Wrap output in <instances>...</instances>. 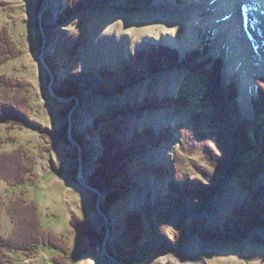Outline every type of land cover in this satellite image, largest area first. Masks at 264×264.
<instances>
[{
	"label": "rangeland",
	"instance_id": "1",
	"mask_svg": "<svg viewBox=\"0 0 264 264\" xmlns=\"http://www.w3.org/2000/svg\"><path fill=\"white\" fill-rule=\"evenodd\" d=\"M216 1L0 0V83L15 88L21 105L14 107L20 118L0 119V159L29 169L21 185L0 179V195L8 186V197L36 202L46 237L62 245H41L29 257L13 253V264H186L182 253L195 264H264V216L239 213L253 206L251 192L264 185V84L261 98L256 91L239 97V70L225 67L214 42ZM230 2L220 25L244 70L250 49L259 61L255 90L256 77H264V2ZM246 10L252 14L242 16ZM196 15L194 43L183 46L178 37ZM163 28L176 29L165 35L172 44L158 37ZM239 30L241 44L234 36ZM158 45L166 54L157 57L158 70H149L148 54ZM214 58L220 81L218 93H207L209 104L198 62ZM128 60L135 73L121 82ZM169 98L178 104L169 105ZM118 121L129 139L166 134L157 146L130 145L122 159L125 176L106 183L99 180L110 161L102 133ZM241 122L248 132L237 138ZM1 221L8 234L13 223L5 210ZM140 222L147 231L141 237Z\"/></svg>",
	"mask_w": 264,
	"mask_h": 264
},
{
	"label": "trees",
	"instance_id": "2",
	"mask_svg": "<svg viewBox=\"0 0 264 264\" xmlns=\"http://www.w3.org/2000/svg\"><path fill=\"white\" fill-rule=\"evenodd\" d=\"M0 49L3 50L1 46H0ZM1 50H0V56L3 57V53H5V51L4 50L1 51ZM168 50L170 51L169 53H171V55L173 56L176 55L174 50H171V49H168ZM203 52H204V49L202 50V53ZM198 53H199L198 50L195 52L190 51L188 53L189 54L188 58L190 56L196 57ZM151 54H152V57H151ZM165 54L166 53L165 51H163L161 46L158 45L156 48H154L148 54L149 57H147V61L149 65L147 69L154 70L157 68L158 70L159 69L158 66H160V61L158 60L157 57L159 55L164 56ZM153 56H154V59H153ZM187 60L185 59V62H188ZM218 60L219 58H214V59H207L205 60L204 63L198 62V63H202L200 68H202L201 73L203 74V77L205 80L203 95L206 98L204 97L205 98L204 100L201 98L205 103L210 104V102L212 101V99L209 98L207 95L208 91H210L211 93L212 91H214L215 93H218V89H217L218 83L217 82L220 81L219 73L217 72L218 71L217 69L219 68ZM129 61L130 60L125 61L124 64L121 66V70H125L126 72L125 77H118L121 82H124V80L129 81L130 74L135 73L133 72V66L128 64ZM208 62L211 63L212 65L209 66L208 68H205L204 64H207ZM256 78H257L256 79L257 98H261L262 86L260 84H264V78L263 77H256ZM232 84L233 83L231 82L229 87H231ZM6 86L4 88L3 80H2L0 83V119L3 120L4 118H20L21 115L19 114V112H14V107L20 105V101H19L20 99L17 97L18 94L16 91H14L15 89L14 87H12L11 85H8L9 88H7ZM181 100H180L181 101L180 104L186 105L188 103V101H186L185 98L181 97ZM153 101H156V100L154 99ZM167 101L168 102L166 103H168L169 105L178 104L173 100V98H169L167 99ZM139 105L140 106H136L135 108H142L141 107L142 104L140 103ZM148 107L149 108L150 107L159 108V106H156L153 104L149 105ZM113 116L115 115L114 114L110 115V117L112 118ZM118 123H121V122L119 121L114 122L113 125L111 124L112 128L108 129V131H105L103 133V138H104L103 140H104L105 147L107 150L105 151V157L107 158L106 160L110 159V161L108 160L106 163L102 164L103 167L105 168L104 171H106L107 173H103V178H100L99 180L106 181V183H109L111 176L114 175L115 177L117 173H121V172L122 174L124 173L123 166L125 165H123L124 162L122 161V159L124 158L125 154L131 152L132 149L130 148V145L133 146L135 142L139 140L138 144L140 145L136 144L138 147L141 146L142 144H143L142 146H145V147L147 145L157 146L161 142V140L164 139V136L166 134V131L164 129L160 130L158 134H155L152 131H148L147 134H144L145 133L144 132L142 133V136L140 135V136H136V138L133 137L132 139H129L124 133L123 131L124 129H122V127L116 128ZM243 127L244 125L241 122V125L239 124L237 127V130L239 132H237L238 134L235 135L237 138L240 137L239 135L240 132L244 134L248 132L247 130H244ZM148 135H150V137H148ZM152 135H153V138H151ZM263 135H264V132H263ZM261 145L264 147L263 143ZM138 149L139 148H137V150ZM4 163L7 164V162H5L3 158H1L0 159V179H3L4 181H6V183L9 186L21 185L22 183L26 181L27 178H25L23 172L25 171L29 172V169H26V168L21 169L20 167H18L19 164L16 165L17 167L13 168V167L7 166ZM243 166L246 168L247 164L243 163ZM123 175L125 176V173ZM126 183L127 182H125V184ZM259 187H257L259 189H254L251 192V194L255 196L253 200H251L252 202L251 205L253 206H250V208H248L246 211H243L240 209L239 210L240 214L244 212L257 219H259L260 216H264V199H262L264 197V185H261ZM192 189H195V187L192 186ZM8 190H9V187L7 186L4 197L0 195V264H13L14 260L11 257L13 253L15 254L17 252L18 253L20 252L23 255L28 256V257L31 255H34V253L38 252L41 245L45 246L47 244L48 246L54 247L58 250L62 249V245L54 242V239H50L49 236L46 237V234L43 231V228L39 222L38 206L36 202L32 200L28 201L20 195L14 196V197H8L7 196ZM3 210L6 211L7 215L10 217V220L13 223V227L10 230V232H8V234H3L2 232V223H1L2 221L1 220H2ZM140 223H138L139 225L136 226V229H137L138 235L141 237L147 231L144 225L142 224V222Z\"/></svg>",
	"mask_w": 264,
	"mask_h": 264
},
{
	"label": "bare ground",
	"instance_id": "3",
	"mask_svg": "<svg viewBox=\"0 0 264 264\" xmlns=\"http://www.w3.org/2000/svg\"><path fill=\"white\" fill-rule=\"evenodd\" d=\"M222 1H225V2H222ZM231 1V0H230ZM229 0H217L216 1V3L215 4H213V6H216L217 5V7L219 6V7H221V9H219V10H214V12H213V14H212V18L210 19V21H212V24H213V31H214V35H213V37H214V42H215V44L219 47V48H222L223 49V51H224V55H223V57H224V61H225V67L227 66V68H231L232 70H239V77H240V79H241V81H242V90H241V93H240V95H239V97H241L243 94H244V91L246 92V95L248 96V98H250L251 96H252V94L253 93H255V90H254V84H252L253 83V77H252V75H253V72H255V71H259L254 65L256 64V63H259V61H255L253 58H252V50L250 49L249 50V53H248V62H247V70L245 69H243L242 68V65H240V59L239 60H237V61H235V56L236 55H238V50L234 47H232L231 45V47L229 46V44L228 43H233V40H232V38H231V36H229V34H227L226 32H225V30H223L224 29V26H222V25H220V17H222L223 15L222 14H220L221 12H224V10H228L229 8H232L231 6L232 5H234V4H232L231 2H230ZM251 1V0H250ZM255 1V0H254ZM257 1V0H256ZM259 1H261V2H264V0H259ZM74 3H75V1H74ZM226 3V4H225ZM223 4H225V6H223ZM212 5V4H211ZM214 9V8H213ZM237 9V8H236ZM258 10V9H257ZM198 12H201L202 10H197ZM242 11V10H241ZM227 12V11H226ZM238 13H239V11H238ZM245 14L247 15V14H252L251 13V11H249L248 10V12H245ZM254 15V14H253ZM156 16V15H155ZM239 16H241L240 14H239ZM207 20V19H206ZM240 20V19H239ZM245 20V19H244ZM159 21V19H157V20H155V22H158ZM197 21H199V18H198V15H196V17L194 18V19H190V21H188V28L186 29V31L185 32H183V33H181V35L178 37L179 38V44L181 43L183 46H186V45H188V46H190V45H192L193 43H194V35H193V30H192V28L190 27V25L193 23V22H197ZM192 22V23H191ZM240 28H242L241 27V25H242V22L240 21ZM225 23H223V25H224ZM223 27V28H219V27ZM243 29V28H242ZM244 30V29H243ZM138 31V30H137ZM240 31V34H237V33H235V37L237 36V37H239V43L241 44V42H240V40H242V38H240V37H242V36H240V35H242L241 33V30H239ZM232 32V31H231ZM159 33V36L158 37H161L162 38V40L164 39V41H167L166 43H169V44H172L173 42L171 41V38L170 37H165V35L167 34V35H176V29H174V30H167V29H165V28H163V29H161L160 30V32H158ZM166 35V36H167ZM177 41V40H176ZM239 44V45H240ZM245 45V44H244ZM246 46V45H245ZM245 46H244V48H245ZM231 49L232 48V50H231V55L229 54V52L227 51V49ZM235 49V50H234ZM240 49H242V47H240ZM234 51V54L232 55V52ZM241 54L242 55H244L245 53H244V50H242V52H241ZM231 56V57H230ZM182 65V64H181ZM104 76V75H103ZM264 78V77H263ZM93 80V79H92ZM110 80V79H109ZM66 84V83H65ZM70 85V84H69ZM73 86V85H72ZM58 90V89H57ZM79 92V91H78ZM256 93H257V91H256ZM60 94V93H59ZM167 102V101H166ZM211 107V106H210ZM12 111V110H11ZM72 111V110H71ZM117 111V110H116ZM234 111V110H233ZM262 114V113H261ZM124 115V114H123ZM28 116V115H27ZM106 117V116H105ZM212 117V116H211ZM102 118V117H101ZM215 121V120H214ZM103 124V123H102ZM255 124V123H254ZM163 126V125H162ZM129 129V128H128ZM98 130V129H97ZM160 130V129H159ZM264 131V130H263ZM139 132V131H138ZM80 134V133H79ZM103 134V133H102ZM124 134V133H123ZM74 136L73 137H75V139H76V143H77V145L80 147V149L82 150L83 149V146H82V141H81V137H79V136H77V135H75V134H73ZM136 138V137H135ZM153 138V137H152ZM144 142V141H143ZM257 142V141H256ZM94 144V143H93ZM143 145V144H142ZM56 147V146H55ZM129 148V147H128ZM133 150V149H132ZM102 157V156H101ZM84 161V160H83ZM82 161V162H83ZM82 162H81V167H82ZM97 165V164H96ZM99 165V164H98ZM62 167V166H61ZM63 168V167H62ZM175 170V169H174ZM177 170V169H176ZM63 172V171H62ZM83 172V171H82ZM5 176V175H4ZM92 177H93V175H92ZM180 178V177H179ZM16 181V180H15ZM17 182V181H16ZM87 185V184H86ZM89 187H92V186H89ZM97 189V188H96ZM96 189H94V190H96ZM106 189V188H105ZM109 189V188H108ZM101 190V189H100ZM175 190V189H174ZM97 191V190H96ZM173 192V191H172ZM189 194V193H188ZM193 196V195H192ZM195 197V196H194ZM102 200V199H101ZM174 200V199H173ZM103 201V200H102ZM195 201V200H194ZM197 201V200H196ZM176 204V203H175ZM107 207V206H106ZM146 211V210H145ZM103 212V211H102ZM166 212V211H165ZM135 213H137V212H135ZM163 213V212H162ZM170 213V212H169ZM134 216V215H133ZM153 217V216H152ZM161 217V216H160ZM164 220V219H163ZM21 224V223H20ZM149 224V223H148ZM152 226V225H151ZM226 226V225H225ZM139 227V226H138ZM227 228V227H226ZM225 228V229H226ZM84 233V232H83ZM177 234V233H176ZM62 241V240H61ZM197 244V243H196ZM129 253V252H128ZM181 255V258H179V261L181 262V261H183V262H186V264H195V263H193V260H189V259H187V255L186 254H184V253H182V254H180ZM173 262V261H172ZM202 263V262H201ZM196 264H200V262L199 263H196Z\"/></svg>",
	"mask_w": 264,
	"mask_h": 264
},
{
	"label": "water",
	"instance_id": "4",
	"mask_svg": "<svg viewBox=\"0 0 264 264\" xmlns=\"http://www.w3.org/2000/svg\"><path fill=\"white\" fill-rule=\"evenodd\" d=\"M43 7H44V5L42 4V8H43ZM42 10H43V9L40 10V13L42 12ZM42 39H43V37H42ZM70 119H71V118L69 117V119H68V127H67V136H68L69 138H72L71 133H70V129H69V124H70L69 122H71ZM71 141H72V140H71ZM73 143L76 144L75 141H73ZM77 172H78V174H83V172H82V167H81V160H80V158H78ZM82 184H86V183L83 182ZM90 188L94 190V188H92V187H90ZM94 191H96V190H94Z\"/></svg>",
	"mask_w": 264,
	"mask_h": 264
}]
</instances>
